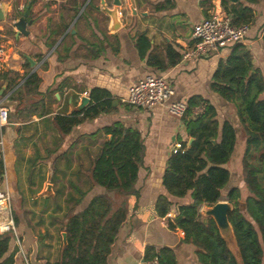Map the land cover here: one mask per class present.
<instances>
[{
	"label": "crops",
	"instance_id": "1",
	"mask_svg": "<svg viewBox=\"0 0 264 264\" xmlns=\"http://www.w3.org/2000/svg\"><path fill=\"white\" fill-rule=\"evenodd\" d=\"M120 1L118 18L122 24L112 30L109 11L114 0H0L5 15L0 20V33L7 48L0 73V105L9 109V123L0 129L6 151V161H0V193L8 192L12 200L16 235L5 256L13 253L15 264H24L25 256L32 264L60 261L67 211H82L98 194L114 195L93 185L88 171L104 143L112 138L105 129L116 123L140 132L144 155L139 194L128 198L126 220L107 264H146L165 247L174 250L179 264H199L196 247L185 241L184 230L170 226L179 208L191 202V193L183 198L169 195L173 207L165 217L156 210L158 197L168 195L163 184L168 159L177 144L191 138L184 122L190 114L178 118L167 105L147 110L126 99L137 81L148 75L162 76L174 86V99L208 100L222 121L235 123V109L211 84L220 62L238 45L250 51L254 67L264 77V0L243 2L254 11L244 41L208 56L181 58L172 66L167 47L172 46L182 57L194 44V26L210 16L214 4L224 8L223 0ZM26 14L28 35L15 26ZM140 34L146 35L151 46L144 57L136 46ZM154 48L166 68L148 65ZM27 57L36 62L35 67ZM35 72L42 78L38 89L21 91L24 78ZM94 88L108 90L115 109L87 118L70 133L61 134L54 117L70 116ZM202 106L205 104L195 108Z\"/></svg>",
	"mask_w": 264,
	"mask_h": 264
},
{
	"label": "trees",
	"instance_id": "2",
	"mask_svg": "<svg viewBox=\"0 0 264 264\" xmlns=\"http://www.w3.org/2000/svg\"><path fill=\"white\" fill-rule=\"evenodd\" d=\"M258 1L238 0L234 4L223 0V6L232 15L234 24L250 25L254 21V11L243 2L255 4ZM136 46L143 57L151 48L145 34L138 35ZM156 49L150 52L148 65L166 68L167 64L154 52ZM166 54L171 66L181 61V54L172 46L167 47ZM41 81V76L35 72L24 78L20 90H37ZM211 87L227 102L236 105L237 121H222L216 106L208 100L194 98L187 101L190 117L186 116L184 122L194 140L191 144L189 140L181 141L182 149L169 157L163 177L168 195L158 197L156 210L160 217H165L173 207L169 195L183 198L191 193V202L179 208L176 219H182L171 221L170 226L184 230L185 241L196 247L199 264H264V77L261 70L254 67L250 51L238 45L220 62ZM89 97L90 104L82 111L54 117L61 134L70 133L75 125L87 118H96L115 109L112 95L106 89L94 88ZM200 104H205L204 111L193 117L192 110ZM79 115H82L80 119ZM105 130L112 138L92 160L88 176L93 185L114 195L98 194L82 211L76 212V208L67 211L64 222L67 245L60 261L46 264H107L114 240L126 220L128 198L139 194L137 183L144 155L140 132L121 123ZM241 140L244 146L243 184L232 185L230 162L238 153L235 151ZM79 193L83 197L86 194ZM224 197L234 205L229 220L240 259L229 248L214 219L205 223L200 212L202 205L211 206ZM242 197L246 211L239 207ZM13 238L12 232L0 234V264H15L13 253L5 256ZM157 255L161 264H179L174 250L169 247L160 249Z\"/></svg>",
	"mask_w": 264,
	"mask_h": 264
},
{
	"label": "built area",
	"instance_id": "3",
	"mask_svg": "<svg viewBox=\"0 0 264 264\" xmlns=\"http://www.w3.org/2000/svg\"><path fill=\"white\" fill-rule=\"evenodd\" d=\"M0 28V32H1ZM250 31L249 24L236 25L233 17L226 12L222 5L211 7L210 16L194 26V44L183 52V60H191L208 56L219 52L230 44H238L244 41ZM7 48L4 37L0 33V73L5 67ZM175 88L162 76L148 75L130 86L126 101L138 108L150 110L157 105H167L169 112L183 118L188 111V103L185 100L174 99ZM205 107L193 109L195 117L204 111ZM9 123V109L0 105V129ZM182 149L179 143L173 149L178 152ZM0 161H6V151L3 139H0ZM12 232L16 235V225L12 210V200L8 192L0 193V234ZM19 242V240H18ZM24 264H32L27 256ZM146 264H161L159 256L153 257Z\"/></svg>",
	"mask_w": 264,
	"mask_h": 264
},
{
	"label": "water",
	"instance_id": "4",
	"mask_svg": "<svg viewBox=\"0 0 264 264\" xmlns=\"http://www.w3.org/2000/svg\"><path fill=\"white\" fill-rule=\"evenodd\" d=\"M230 1L233 3L238 2V0H230ZM120 5H121L120 0H114V8L109 11V15L112 18V25H111L112 30H117L122 24V22L118 18V15H119L118 8ZM26 17H27V14L25 15L24 19H21L15 23V26L17 27L18 31L24 35H28V31L26 30V27H27ZM4 18H5V15L2 11V8L0 7V20H3ZM27 59L29 60V62L31 63L33 67L36 66V62H34L30 57H27ZM2 94H3V89L0 90V96ZM89 103H90V98L88 96H84L81 100V104L78 107H76L74 111H77V112L82 111L89 105ZM193 140L194 138H190L189 144H191ZM233 207H234L233 204L229 201L227 202L218 201L217 203L208 207V209L206 210L207 216L203 218L205 223H207L210 218L214 219L222 236L226 240L228 246H229L228 238L230 236H232L233 238L235 237L232 224L229 220V212L233 209ZM180 219H182V217H179L178 219H176V221H179ZM64 244L65 246L67 245V233H64Z\"/></svg>",
	"mask_w": 264,
	"mask_h": 264
},
{
	"label": "rangeland",
	"instance_id": "5",
	"mask_svg": "<svg viewBox=\"0 0 264 264\" xmlns=\"http://www.w3.org/2000/svg\"><path fill=\"white\" fill-rule=\"evenodd\" d=\"M229 104H231L232 108L233 109H236V105L234 103H230L228 102ZM219 109H222V106H218ZM236 111V110H235ZM234 111V112H235ZM222 115V113H221ZM239 122V121H238ZM241 139V138H240ZM242 142V143H241ZM243 150H244V146H243V141L241 140L238 144H237V147H236V151L235 153L238 151V153L235 154V156H233V158L231 159V162H230V167L232 168L233 170V180H232V185H242L243 182H242V178H241V160H242V157H243ZM246 195V193H245ZM245 198V196H244ZM244 198L242 197L240 199V204H239V207L242 208L243 211H246V202L244 200ZM220 201L222 202H227V198H222ZM230 202V201H229ZM233 204V203H232ZM234 206V205H233ZM202 210H201V214L203 215V217L207 216L206 215V210L208 209V207H210V205H202ZM229 240V247L231 249V251L233 252V254L238 258L240 259V252H239V248L237 246V242H236V239L235 237L233 238L232 236H230L228 238ZM190 260V259H189Z\"/></svg>",
	"mask_w": 264,
	"mask_h": 264
}]
</instances>
